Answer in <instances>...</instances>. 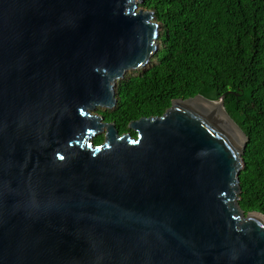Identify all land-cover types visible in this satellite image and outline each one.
I'll return each instance as SVG.
<instances>
[{"label":"water","instance_id":"obj_1","mask_svg":"<svg viewBox=\"0 0 264 264\" xmlns=\"http://www.w3.org/2000/svg\"><path fill=\"white\" fill-rule=\"evenodd\" d=\"M142 1L0 0V264H264L233 91L173 99L136 135L94 112L157 52Z\"/></svg>","mask_w":264,"mask_h":264},{"label":"trees","instance_id":"obj_2","mask_svg":"<svg viewBox=\"0 0 264 264\" xmlns=\"http://www.w3.org/2000/svg\"><path fill=\"white\" fill-rule=\"evenodd\" d=\"M139 7L161 25L157 52L116 83V105L97 113L136 135L130 121L163 115L173 99L218 101L233 91L225 108L247 136L239 204L264 214V0H143Z\"/></svg>","mask_w":264,"mask_h":264},{"label":"rangeland","instance_id":"obj_3","mask_svg":"<svg viewBox=\"0 0 264 264\" xmlns=\"http://www.w3.org/2000/svg\"><path fill=\"white\" fill-rule=\"evenodd\" d=\"M98 109H99V108H97L94 112L97 113ZM103 133H105V130H103L100 134H103Z\"/></svg>","mask_w":264,"mask_h":264},{"label":"flooded vegetation","instance_id":"obj_4","mask_svg":"<svg viewBox=\"0 0 264 264\" xmlns=\"http://www.w3.org/2000/svg\"><path fill=\"white\" fill-rule=\"evenodd\" d=\"M106 121V120H105ZM108 122H110V121H108ZM119 131V130H118ZM101 135H103L104 137H105V133H103V134H101ZM104 141V140H103Z\"/></svg>","mask_w":264,"mask_h":264}]
</instances>
